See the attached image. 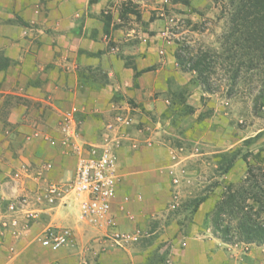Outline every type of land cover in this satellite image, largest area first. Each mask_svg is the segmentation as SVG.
Returning a JSON list of instances; mask_svg holds the SVG:
<instances>
[{
    "label": "rangeland",
    "instance_id": "1",
    "mask_svg": "<svg viewBox=\"0 0 264 264\" xmlns=\"http://www.w3.org/2000/svg\"><path fill=\"white\" fill-rule=\"evenodd\" d=\"M115 8L118 24L123 27L117 39L107 41L105 51L132 70L148 69L132 78L131 89L137 90V96L121 103L120 96L114 94L110 108L92 113L101 126L91 141L83 137L84 113L76 108L58 110L55 121L49 124L30 118L24 132L18 131L17 125L3 126L4 136L13 142L11 149L16 148L20 135L19 144L25 145L27 156L8 175L0 176V184L7 181L9 186L0 189L5 194L0 193V241L5 236L15 241L18 235H26L28 242L46 248L41 239L50 228L52 209L65 203H51L49 188L60 187L71 176L76 162L72 144L97 152L109 146L117 163L121 152L128 160L125 171H117L124 191L118 204L122 221L119 225L114 218V225L95 226L104 229L103 235L86 227L84 238L90 240L89 245L98 241L109 248L130 246L141 256L138 264H264V246L257 250L242 242L226 244L213 236L204 218L211 200L192 214L189 204L218 180L221 187L225 181L235 183L245 175L248 165L254 164L255 154L264 160V105L254 109L252 96L247 94L228 96L224 70L218 69L211 79L216 92L209 94L190 85L188 95H184L186 107L181 104L175 110L177 104L171 103L178 93L176 88L194 77L193 72H183L177 65L175 41L184 39L195 51L216 48L224 28L220 6L215 0H190V6L170 0H121ZM193 24L204 29L193 30ZM101 75L106 78L102 73L95 78L89 70L78 71V89L100 85L104 81ZM4 101L29 109L27 100L18 94ZM144 103L153 104V108ZM67 117L74 137L68 135L71 130L65 134L62 129ZM34 147L40 150L37 156L32 153ZM232 151L238 155L235 165L221 175L217 155ZM244 154L250 156L243 158ZM14 155L16 160L15 151ZM10 204L15 206L13 212L8 211ZM7 229L10 233L3 234ZM14 254L11 249L10 257ZM98 257L96 253L91 259L97 264ZM89 260L84 256L81 264H90Z\"/></svg>",
    "mask_w": 264,
    "mask_h": 264
},
{
    "label": "crops",
    "instance_id": "2",
    "mask_svg": "<svg viewBox=\"0 0 264 264\" xmlns=\"http://www.w3.org/2000/svg\"><path fill=\"white\" fill-rule=\"evenodd\" d=\"M118 1L121 0H0V176L8 175L27 156L25 145L19 144L20 135L16 148L11 149L10 145H14L9 136H4V125H17L18 131L24 132L30 118L44 119L49 124L55 121L58 110L76 108L84 113L83 137L91 141L96 139L101 126L92 113H104L110 108L114 94L120 96L121 103L137 96V90L131 89L134 71L105 51L107 41L117 39V32L123 27L116 18ZM126 36L131 37L130 34ZM82 70L105 74L107 83L102 87L85 86L80 91L77 72ZM13 94L23 96L29 109L24 104L10 106L4 101ZM144 105L153 108V104ZM50 133L58 137L56 132ZM14 151L16 160L13 159ZM32 153L37 156L40 150L34 147ZM123 156L121 152L116 172L126 169L128 160ZM75 163L66 180L72 177ZM6 183L2 181L0 189L7 190ZM122 186L117 181L111 206V214L118 219L119 225ZM0 193L5 196L3 191ZM52 210L48 227L73 229V244L52 251L28 242L26 235H18L15 241L5 236L7 238L0 241V264H81L84 256L90 259V264H96L91 259L96 253L99 254L97 264L139 263L141 256L130 246L109 248L100 246L98 241L89 245L84 229L89 227L96 235H103L104 229L79 222L74 199ZM6 233H10L8 229L3 231ZM248 247L261 248L255 244H248ZM11 249L15 253L13 257H10Z\"/></svg>",
    "mask_w": 264,
    "mask_h": 264
},
{
    "label": "trees",
    "instance_id": "3",
    "mask_svg": "<svg viewBox=\"0 0 264 264\" xmlns=\"http://www.w3.org/2000/svg\"><path fill=\"white\" fill-rule=\"evenodd\" d=\"M172 4L190 6V0H170ZM220 6V16L224 20L223 32L218 38L216 48L197 49L184 39H177L178 48L174 54L177 65L183 72H193L194 77L185 86H178L172 104H183L187 87L195 85L203 92L214 93L216 86L211 80L218 70H224L228 82L227 95L237 94L252 96V106L264 105V0H215ZM190 24L189 20H186ZM182 22V23H186ZM193 24V30L203 27ZM180 26V25H178ZM177 26V27H178ZM108 32V29H105ZM6 61V60H5ZM7 62V61H6ZM90 71V70H89ZM136 79L148 69L133 68ZM91 73V72H90ZM100 74L92 72L93 77ZM81 77V75H80ZM98 85L107 83L105 77ZM246 87V89L244 88ZM188 95V94H187ZM237 153L218 154V170L227 174L235 165ZM250 156L244 154L243 158ZM254 164H249L245 175L235 183L219 180L204 194L189 202L190 214L196 212L199 205L207 200L212 205L205 213V224L210 226L214 237L223 243L242 242L264 246V160L255 154ZM217 189V192L214 190Z\"/></svg>",
    "mask_w": 264,
    "mask_h": 264
},
{
    "label": "built area",
    "instance_id": "4",
    "mask_svg": "<svg viewBox=\"0 0 264 264\" xmlns=\"http://www.w3.org/2000/svg\"><path fill=\"white\" fill-rule=\"evenodd\" d=\"M67 122L62 129L65 134L71 130ZM119 120L123 119L119 117ZM70 137L76 136L71 130ZM76 154L75 169L72 177L60 186H50V202L54 200L66 201L74 199L78 204V219L80 222L107 227L114 225L111 206L115 198L117 185V158L111 147L106 146L100 152L94 148H85L72 144ZM15 206L10 204L8 211L13 212ZM117 236V234H115ZM73 241V234L69 228H48L41 239V245L56 251Z\"/></svg>",
    "mask_w": 264,
    "mask_h": 264
}]
</instances>
